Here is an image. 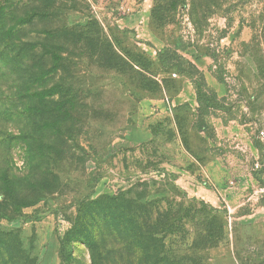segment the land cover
<instances>
[{
	"label": "rangeland",
	"instance_id": "obj_1",
	"mask_svg": "<svg viewBox=\"0 0 264 264\" xmlns=\"http://www.w3.org/2000/svg\"><path fill=\"white\" fill-rule=\"evenodd\" d=\"M262 131L264 0H0V233L21 262L92 264L87 212L135 263L110 227L139 211L176 264H264Z\"/></svg>",
	"mask_w": 264,
	"mask_h": 264
},
{
	"label": "trees",
	"instance_id": "obj_2",
	"mask_svg": "<svg viewBox=\"0 0 264 264\" xmlns=\"http://www.w3.org/2000/svg\"><path fill=\"white\" fill-rule=\"evenodd\" d=\"M115 216L116 215L112 214L113 218H115ZM154 216V220L149 222L147 221L144 212L139 213V211H134L126 218L129 226L112 225L110 227L111 231H115V237L117 235L122 236L123 234L122 238L119 237L121 238L120 250L124 252H128V248L133 250L137 259L135 263L134 261H131V259H129L130 261L124 260L123 262L113 259L109 244H105V237L102 238V236L99 235L92 237V234H96L98 230L96 222L92 220L90 214L87 212L84 233L78 241L81 242V244L86 245L91 251L92 264H176L174 259L171 257L169 258L162 248L161 251L158 249V246L154 241V235H157L159 232L157 231V233L151 234L145 231L148 225H159L158 214H155ZM106 218L107 223H109V216ZM126 234L128 235L127 237ZM12 239L14 238L9 239V236L0 233V264H30L29 262L23 263L18 259L17 248L14 246ZM101 240H104V243H102ZM149 251H152L153 258L150 260L148 257L145 261L142 257V252L149 253Z\"/></svg>",
	"mask_w": 264,
	"mask_h": 264
},
{
	"label": "crops",
	"instance_id": "obj_3",
	"mask_svg": "<svg viewBox=\"0 0 264 264\" xmlns=\"http://www.w3.org/2000/svg\"><path fill=\"white\" fill-rule=\"evenodd\" d=\"M264 153V152H263ZM262 156H263V154H262ZM261 156V157H262ZM259 179H264V174L263 173H260V174H256V192H257V185L259 184ZM232 209V211L230 212L231 214H236L237 213V210H236V208L235 207H232L231 208ZM261 210H262V208L259 206V205H257L256 204V210L254 209V210H252L250 213H249V215L250 214H253V215H257V214H259L260 212H261Z\"/></svg>",
	"mask_w": 264,
	"mask_h": 264
},
{
	"label": "built area",
	"instance_id": "obj_4",
	"mask_svg": "<svg viewBox=\"0 0 264 264\" xmlns=\"http://www.w3.org/2000/svg\"><path fill=\"white\" fill-rule=\"evenodd\" d=\"M262 137H264V131L261 132ZM255 170L257 173H263L264 174V153L261 159L257 160L255 164Z\"/></svg>",
	"mask_w": 264,
	"mask_h": 264
}]
</instances>
